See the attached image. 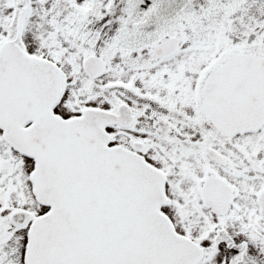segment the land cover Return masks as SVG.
Wrapping results in <instances>:
<instances>
[{
    "label": "snow or ice",
    "instance_id": "obj_1",
    "mask_svg": "<svg viewBox=\"0 0 264 264\" xmlns=\"http://www.w3.org/2000/svg\"><path fill=\"white\" fill-rule=\"evenodd\" d=\"M0 264H264V0H0Z\"/></svg>",
    "mask_w": 264,
    "mask_h": 264
}]
</instances>
